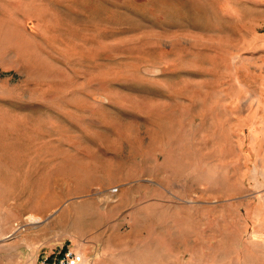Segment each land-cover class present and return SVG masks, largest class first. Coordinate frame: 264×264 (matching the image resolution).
Here are the masks:
<instances>
[{
    "label": "rangeland",
    "instance_id": "374dc122",
    "mask_svg": "<svg viewBox=\"0 0 264 264\" xmlns=\"http://www.w3.org/2000/svg\"><path fill=\"white\" fill-rule=\"evenodd\" d=\"M12 105L44 177L0 175V264H264V0H0Z\"/></svg>",
    "mask_w": 264,
    "mask_h": 264
},
{
    "label": "crops",
    "instance_id": "0c3cea01",
    "mask_svg": "<svg viewBox=\"0 0 264 264\" xmlns=\"http://www.w3.org/2000/svg\"><path fill=\"white\" fill-rule=\"evenodd\" d=\"M13 108L16 109H11L8 108L5 111H0L2 114L3 112L5 113V116H0L1 118L4 117L2 120H5L8 123H19L20 121L24 120H30L34 121V114L33 113H25V109H21V106L19 105H12ZM23 107V106H22ZM15 113V114H14ZM19 114V115H18ZM6 136L5 137L3 134V137L7 139L5 142L6 147L3 148V153L0 154V175L3 176V180L6 181V184H9L11 186V190L13 189V177H18L19 180H21V185H25V187L28 186L29 183L38 185L40 182H42V178L44 177L43 175V170L42 166H40L36 161L33 163L27 164V159L31 157L41 158L40 152H34L31 157H28L27 151L25 149V142H26V137L29 134L26 133L25 128H8V130H5ZM20 143L21 144V150H23L22 154H16V153H11L9 143ZM53 171V170H52ZM48 177L47 179L50 178L49 176V171L47 172ZM51 179L54 181V177L51 176ZM21 190L23 187L21 186ZM33 214L38 215L37 213L30 212ZM40 216V215H39ZM41 217V216H40ZM10 231L3 232V236L10 235ZM5 234V235H4ZM15 246V245H14ZM76 247V246H75ZM77 248V249H76ZM75 249L80 252L83 256V260L79 262L78 264H87L88 262H103V261H118L122 260L118 256H120V253L118 252L117 248L114 247H88V249H81L76 247ZM54 250L48 251V253H52ZM119 253V254H118ZM15 253H13L14 255ZM38 258V257H37ZM36 258V259H37ZM221 258V257H220ZM131 260V259H130ZM0 263H1V256H0Z\"/></svg>",
    "mask_w": 264,
    "mask_h": 264
},
{
    "label": "built area",
    "instance_id": "2783aa9c",
    "mask_svg": "<svg viewBox=\"0 0 264 264\" xmlns=\"http://www.w3.org/2000/svg\"><path fill=\"white\" fill-rule=\"evenodd\" d=\"M83 256L75 248L62 246L57 251L38 257L33 264H78Z\"/></svg>",
    "mask_w": 264,
    "mask_h": 264
},
{
    "label": "bare ground",
    "instance_id": "6f19581e",
    "mask_svg": "<svg viewBox=\"0 0 264 264\" xmlns=\"http://www.w3.org/2000/svg\"><path fill=\"white\" fill-rule=\"evenodd\" d=\"M26 220L31 223L33 222L34 224V222H39L41 220V217L35 214H28Z\"/></svg>",
    "mask_w": 264,
    "mask_h": 264
}]
</instances>
